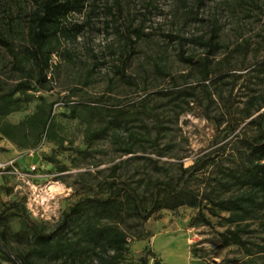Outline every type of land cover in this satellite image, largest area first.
Listing matches in <instances>:
<instances>
[{
    "label": "rangeland",
    "instance_id": "obj_1",
    "mask_svg": "<svg viewBox=\"0 0 264 264\" xmlns=\"http://www.w3.org/2000/svg\"><path fill=\"white\" fill-rule=\"evenodd\" d=\"M34 6L35 0H0V32L17 52L28 45ZM65 24L70 33L56 44L45 79L28 60L24 71L16 67L0 47L4 91L26 78L34 85L15 96L18 101L3 122L17 125L52 109L47 132L23 126L18 144L0 135V164L6 165L0 167V215L7 216L10 230L23 226V202L30 218L49 231L81 198L107 196L112 180L146 193L150 182L175 183L181 166L209 153L225 165L240 163L238 137H255L259 128L247 120L230 131L220 96L231 94L243 106L252 93L248 86L256 94L264 91V72L253 82L246 77L264 58V0H89ZM245 42V56L233 51ZM229 53L241 77L218 81L215 77L228 71L223 57ZM209 61L203 84L197 66ZM175 85L195 87V96L172 99L159 93ZM117 118L120 127L94 138L95 130ZM216 174L207 166L182 186L204 192L209 190L206 178ZM112 194L122 195L119 184ZM196 214L197 209L184 205L161 209L144 223L128 219L122 228L129 251L120 264H140L143 255L153 264L147 250L163 264H264V257L250 260L243 249L222 244L220 233L227 224L220 217L206 213L210 225L192 226ZM252 224V238L261 243L264 226L258 220ZM8 247L22 254L29 248L13 240Z\"/></svg>",
    "mask_w": 264,
    "mask_h": 264
},
{
    "label": "trees",
    "instance_id": "obj_2",
    "mask_svg": "<svg viewBox=\"0 0 264 264\" xmlns=\"http://www.w3.org/2000/svg\"><path fill=\"white\" fill-rule=\"evenodd\" d=\"M89 0H35L27 22L28 45L22 52H17L13 42L0 32V47L10 55L16 67L25 70L23 61L28 60L36 70L38 77L46 78L45 70L49 67L50 56L59 43L62 35L70 33L65 24L72 12H80ZM264 42V36L262 37ZM211 46L213 42H206ZM234 50H239L245 56L248 52V43H241ZM223 62L228 71L219 73L215 79L218 81L226 76L235 79L241 74L234 72L231 67L232 53L226 54ZM186 62H192L190 57L181 56ZM209 62L198 64L201 82L209 79ZM219 68L222 65L218 64ZM32 70V71H33ZM224 70V69H223ZM264 72V58L257 62L251 73L246 72L249 82H253L259 73ZM227 83V82H225ZM34 85L30 79L15 82L4 91L0 86V135L18 144V137L22 135L21 128L29 126L31 129H40L39 134L47 132L50 127V108L44 117L31 116L25 118L17 125L3 122L4 117L18 101L17 94H25L32 90ZM195 87L165 88L159 93L172 99H185L195 96ZM252 91L241 106L228 94L222 98L225 113L228 117L230 131H234L241 123L249 120L257 125L259 133L255 137H238L242 151L240 163L236 166L225 165L221 160H215L212 153L197 159L187 167L181 166L175 183L162 180L150 182L146 193L126 182H109V194L105 197L93 196L81 198L74 205L61 213L55 226L48 231L45 225L34 222L24 206H21L24 217L23 226L12 231L7 225V216L0 215V242L9 249L11 240L28 244L25 254L13 252L23 264H38L39 261H48L54 264H120L125 260L129 251L128 233L122 228L128 219H137L144 223L155 212L161 209L175 210L187 205L197 209L192 218V226L210 225L207 214L220 217L227 224V228L220 233L223 245H236L244 250L245 254L254 260L264 257V239L261 243L255 241L251 235L254 230L252 223L259 221L264 226V91ZM257 114L255 117H253ZM216 120L219 122V118ZM120 119L103 126L93 132L94 138H102L112 127H120ZM38 137V136H37ZM39 138V137H38ZM127 153H132L128 148ZM207 166L215 167L216 176H208L206 186L209 190L195 191L183 187L182 183L187 177L194 176ZM120 185L122 195L112 194L115 185ZM227 192V195H220ZM207 213V214H206ZM221 213H225L222 216ZM0 264H18L11 256L0 248ZM153 264H163L156 254L147 250ZM140 264H149V257H140Z\"/></svg>",
    "mask_w": 264,
    "mask_h": 264
},
{
    "label": "water",
    "instance_id": "obj_3",
    "mask_svg": "<svg viewBox=\"0 0 264 264\" xmlns=\"http://www.w3.org/2000/svg\"><path fill=\"white\" fill-rule=\"evenodd\" d=\"M0 248L9 256H11L18 264H23L19 258L11 252L8 248H6L1 242H0Z\"/></svg>",
    "mask_w": 264,
    "mask_h": 264
},
{
    "label": "built area",
    "instance_id": "obj_4",
    "mask_svg": "<svg viewBox=\"0 0 264 264\" xmlns=\"http://www.w3.org/2000/svg\"><path fill=\"white\" fill-rule=\"evenodd\" d=\"M8 165H9V164H8ZM8 165H7V166H8ZM5 166H6L5 164H4V165L0 164V167H3V169H4Z\"/></svg>",
    "mask_w": 264,
    "mask_h": 264
}]
</instances>
